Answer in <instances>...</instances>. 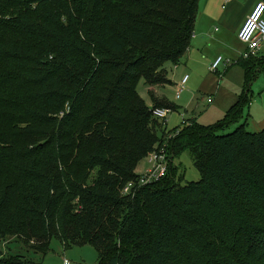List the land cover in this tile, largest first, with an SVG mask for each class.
<instances>
[{
	"label": "trees",
	"instance_id": "obj_1",
	"mask_svg": "<svg viewBox=\"0 0 264 264\" xmlns=\"http://www.w3.org/2000/svg\"><path fill=\"white\" fill-rule=\"evenodd\" d=\"M200 3L0 0V242L13 218L36 253L57 238L91 244L97 264H264V129L239 124L263 65L245 60L243 95L212 127L191 120L161 137L154 110L176 107L137 92L141 79L170 83ZM164 147L167 177L123 195ZM184 151L201 178L182 185ZM0 264L42 263L9 253Z\"/></svg>",
	"mask_w": 264,
	"mask_h": 264
},
{
	"label": "crops",
	"instance_id": "obj_2",
	"mask_svg": "<svg viewBox=\"0 0 264 264\" xmlns=\"http://www.w3.org/2000/svg\"><path fill=\"white\" fill-rule=\"evenodd\" d=\"M260 2L264 3V0H241V2L240 0H232L227 5H225L224 0H221V2L220 0H201L200 10L202 8V11L199 10L195 35L190 49L181 62V65H184V67H178L176 69V72L181 73L180 77L176 78L177 75L174 74V71L177 66L171 64L166 70L170 83L166 86L148 88V91H151L152 94L155 92L153 94V104L149 106L151 107L158 103H168L167 99L161 96L160 91L169 87L177 88V100H181L186 86L192 80L200 81L199 79L204 76L203 70L207 73V77L205 76L201 81L200 89L204 91L209 90L210 94L214 95L215 98L211 99L212 103L210 104L212 105L218 102L220 110L225 111L226 116L233 106L239 102L246 84V69L242 64L245 63L243 55L247 51V46L241 43L238 35L248 16ZM242 5H244V9L241 10L242 12H238L239 7ZM263 53L264 43L255 58L264 59ZM219 58H222L224 62H229V65L224 66L225 73L222 79L223 81L218 83V79L213 76L210 68ZM170 71H172V75H170ZM217 74H219V70ZM187 76L189 79L183 87V80ZM210 80L214 81L215 84L218 83V86L214 87L213 85L210 89H205ZM227 82L232 85L231 91L222 87ZM181 88L184 89L178 98V93ZM256 104H251L248 107L249 109L246 108L243 110L239 124H246L247 129L250 127L249 121L251 123L254 122L259 127H264V110L254 109ZM247 110L248 115L246 116ZM166 126H168L167 122Z\"/></svg>",
	"mask_w": 264,
	"mask_h": 264
},
{
	"label": "rangeland",
	"instance_id": "obj_3",
	"mask_svg": "<svg viewBox=\"0 0 264 264\" xmlns=\"http://www.w3.org/2000/svg\"><path fill=\"white\" fill-rule=\"evenodd\" d=\"M221 2V0H220ZM241 2V0H240ZM244 5L240 6L238 12H242L244 9ZM203 7V5H202ZM200 10V6H199ZM202 11V8L201 10ZM251 15V14H250ZM264 56V53H263ZM264 59H253L250 65L252 72L253 69L256 68L257 64H262V68L254 81L251 90L253 91V97L251 99V104L254 105V109L264 110ZM226 62L222 63L219 67V74L213 73V76L218 79V83L222 82L223 76L225 73L224 66ZM171 64H167L165 70L170 67ZM173 65V64H172ZM229 65V64H228ZM175 66V65H174ZM178 67H184V65H179L175 67V73L177 75L176 78L180 77L179 72H176ZM180 71V70H179ZM203 77L200 78V81L192 80L185 89V92L181 96V100H177V88H167L165 90H161V96H164L168 103L171 106L176 107V110L172 111L167 119L168 126L164 127L163 123L162 128L158 129L159 135L162 137L164 132L166 131V135L170 133L175 134L177 132H181L185 129L183 123L184 120L182 116L185 117L187 122L191 120L197 121L198 124L205 127L215 126L218 122L224 119L225 111H221L218 102L215 104L208 103L210 99H214V95L210 94V91H204L200 89L201 81L205 78L206 72L203 71ZM190 76L191 74L188 73ZM170 75H172V71H170ZM207 77V76H206ZM221 77V78H220ZM197 78V77H195ZM213 79V78H212ZM221 79V80H220ZM220 80V81H219ZM218 83L215 84L214 81H211L206 85L205 89H210L213 85L214 87L218 86ZM229 82L222 85L223 88L231 91L232 85L228 84ZM167 84L159 85L166 86ZM157 87V86H156ZM138 95L141 99L146 103V105L153 104L152 98L149 94L148 88L146 87V82L144 79H141L138 83L137 87ZM155 94V92L153 93ZM154 99V98H153ZM162 106V105H161ZM169 109V108H164ZM249 109V108H248ZM248 110L246 111V116L248 115ZM249 129L248 131L251 133H259L264 127L257 126L254 122L251 123L249 121ZM236 127H233V129ZM148 165L144 160L138 167V174H141ZM174 168L177 171V177L181 179L182 185L190 182H198L201 178V173L194 165V161L189 153V151H184L180 155L174 158ZM43 188V186H42ZM43 192V189H41ZM19 206L18 204L16 207ZM6 226L8 234L4 241L0 242V256H6L9 253L12 254H22L26 257L34 260L35 262H39L42 264H63L64 260L67 259L71 264H97L99 260V255L97 250L91 245L86 244L83 246H73L69 249H65L64 246L60 243L57 238H53L50 243L49 250L46 254L36 253L34 247H36V241L26 245L23 242V239L17 235L18 223L15 219L6 220Z\"/></svg>",
	"mask_w": 264,
	"mask_h": 264
},
{
	"label": "built area",
	"instance_id": "obj_4",
	"mask_svg": "<svg viewBox=\"0 0 264 264\" xmlns=\"http://www.w3.org/2000/svg\"><path fill=\"white\" fill-rule=\"evenodd\" d=\"M232 0H224L225 5L230 3ZM241 43L247 46V51L243 55L244 60H249L258 55V52L261 49L262 44L264 43V3H258L251 15L248 16L244 26L238 35ZM224 63L222 58H219L210 68V71L217 73L221 64ZM229 62L225 63L228 65ZM189 77H185L183 80V87L188 81ZM184 88H181L178 93V98L183 92ZM209 103H212V100H209ZM172 113L170 109L156 108L154 110V116L161 121L167 122L169 115ZM184 120V125L189 124L182 116ZM148 168H146L140 175V178L137 182H131L124 187L122 190L123 195L134 194L138 189L147 187L156 183H159L161 180L165 179L169 173V168L172 163L170 156L167 152V148L164 147L160 150L150 153L145 159ZM64 264H71L67 259L64 260Z\"/></svg>",
	"mask_w": 264,
	"mask_h": 264
}]
</instances>
